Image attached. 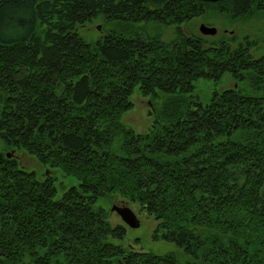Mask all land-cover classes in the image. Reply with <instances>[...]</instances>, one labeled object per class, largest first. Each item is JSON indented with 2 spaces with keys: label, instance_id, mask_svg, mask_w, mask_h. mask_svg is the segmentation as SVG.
<instances>
[{
  "label": "trees",
  "instance_id": "1",
  "mask_svg": "<svg viewBox=\"0 0 264 264\" xmlns=\"http://www.w3.org/2000/svg\"><path fill=\"white\" fill-rule=\"evenodd\" d=\"M253 8L264 0H0L4 149L77 180L56 197L52 173L0 151V264H264V96L235 87L203 104L193 84L228 72L264 91V55L180 26ZM96 20L89 42L78 27ZM137 84L167 93L147 132L120 121ZM117 198L180 251L115 243L125 228L102 203Z\"/></svg>",
  "mask_w": 264,
  "mask_h": 264
},
{
  "label": "rangeland",
  "instance_id": "2",
  "mask_svg": "<svg viewBox=\"0 0 264 264\" xmlns=\"http://www.w3.org/2000/svg\"><path fill=\"white\" fill-rule=\"evenodd\" d=\"M205 24L216 28V33L212 35H203L200 32V24ZM185 33L198 34L207 37L209 41L226 40L231 46L246 41L252 44L250 53L258 58L264 55V8L252 9L249 16L232 18L226 13H209L201 17H194L190 21L180 24ZM106 27L99 20L95 22H87L81 27H78L79 34L89 42H95L103 34ZM163 39L172 38L171 28H162L159 32ZM175 35V34H174ZM194 93L198 99L206 104L214 91H221L228 88H239L242 93L264 96V91H257L251 88L246 81L237 82L228 72H225L219 81L212 79L198 78L193 82ZM167 93L157 91L155 95L143 94L139 89V85H135L129 97L132 103L131 107L123 111L120 115V121L128 128L135 132H147L158 118L162 103L166 98ZM4 143L0 139V151L5 154H10L16 158L18 165L28 171H35L38 177H43V172L51 174L55 177L56 197H59L63 191L72 185L77 184V180L72 176H64L59 171L51 172L43 168L40 162L34 155L28 154L23 150L13 148L4 149ZM102 203V202H100ZM116 205L128 206L139 220V226L131 227L125 224L120 216L111 211V207ZM104 209L108 213L107 219L112 225L120 224L125 228V233L121 238L114 239L115 243L122 245L125 248L134 249L137 251H145L154 254H164L168 252L177 253L180 249L174 243L166 241L156 231L157 221L151 215L140 211L137 204L123 203L120 198L112 200L110 203H102Z\"/></svg>",
  "mask_w": 264,
  "mask_h": 264
},
{
  "label": "water",
  "instance_id": "3",
  "mask_svg": "<svg viewBox=\"0 0 264 264\" xmlns=\"http://www.w3.org/2000/svg\"><path fill=\"white\" fill-rule=\"evenodd\" d=\"M203 2H217L219 0H200ZM200 31L203 34H214L216 32V28L215 27H210L207 26L205 24H200ZM111 211H115L120 218L122 219L123 222H125L127 225L131 226V227H137L139 226V220L136 217L135 213L127 206H117V205H113L111 207Z\"/></svg>",
  "mask_w": 264,
  "mask_h": 264
},
{
  "label": "bare ground",
  "instance_id": "4",
  "mask_svg": "<svg viewBox=\"0 0 264 264\" xmlns=\"http://www.w3.org/2000/svg\"><path fill=\"white\" fill-rule=\"evenodd\" d=\"M200 32H201V31H200ZM201 33H202V32H201ZM215 33H216V32H215ZM215 33H214V34H215ZM202 34H203V33H202ZM203 35H212V34H203ZM7 156L9 157L10 154L8 153ZM47 173H48V172H47ZM114 205H116V204H114ZM117 206H118V205H117ZM119 206H126V205H119ZM127 207H128V206H127ZM124 223H125V222H124ZM125 224H126V223H125ZM128 226H129V225H128Z\"/></svg>",
  "mask_w": 264,
  "mask_h": 264
}]
</instances>
